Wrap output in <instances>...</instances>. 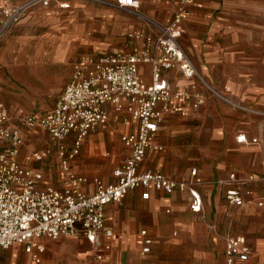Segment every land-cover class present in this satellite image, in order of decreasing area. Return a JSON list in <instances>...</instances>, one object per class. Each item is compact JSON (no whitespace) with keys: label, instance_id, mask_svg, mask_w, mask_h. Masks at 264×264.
<instances>
[{"label":"crops","instance_id":"0c3cea01","mask_svg":"<svg viewBox=\"0 0 264 264\" xmlns=\"http://www.w3.org/2000/svg\"><path fill=\"white\" fill-rule=\"evenodd\" d=\"M22 1L24 0H11L13 4ZM138 1L145 15L164 24L173 21L179 2L178 0ZM239 1L243 2V0ZM249 1H245L246 4L253 9H257L258 5L254 2L251 4ZM77 3L94 5L96 1L70 0V6L65 9L58 8L54 4L36 6L26 12L24 16H28L24 20H27L32 13L41 9L46 13H52L54 10L73 12ZM87 4L85 5L86 9L81 10L83 13L81 16L82 21L79 28L74 27L75 31L80 30L82 36H88L93 31L99 36L107 31L111 25L112 34L120 33L119 14L105 5H101L102 3L97 4V6ZM2 5L3 0H0V6ZM220 5L219 3L217 6H211L209 10L204 11L208 6L198 0V6L189 11V17L186 20L190 19L198 28H210L211 33L208 37H202L190 32L188 39L183 34L179 38V42L208 83L217 85L218 87H216L221 91H225L226 87H230L228 94L235 102L256 111L241 109L217 99L210 91L204 89L197 78L187 79L177 70L163 72L162 76L171 88L203 92L206 100L198 110L189 109L186 115L170 114L163 116L157 131L151 139L154 143L161 145L162 150L148 151L139 165V170L156 169L170 178L191 180L193 178L192 170L197 169L198 176L205 182L196 186L203 199L202 211L194 212L191 209V195L188 191L176 190L174 193L166 194L149 187L147 189L149 197L143 199L141 195L144 189L130 190L120 202L106 205L105 228L111 230L112 234L106 236L101 232L98 235V248L94 249L82 234L58 237L74 238L71 240L72 243L76 240L81 244L87 243L92 249V258L89 261L93 264H227V239L235 236H244L251 249L249 259L242 264L264 263V235L262 234L253 239L254 233L250 230L240 229V231H235L233 227L235 211H243L248 218L261 216L264 219V205L259 206L257 204V199L264 202V181L254 185V194L249 198L251 201L244 206L229 204L214 184L216 179L225 177L232 172L237 174H264V86L239 80L224 79L219 81L214 72V62L226 60V57L214 47L215 30L243 25L242 20H235V16L240 13V10L230 12L233 20H225L217 12ZM198 12H205L207 15L204 16L203 20H199L196 16ZM255 19H257L256 16ZM16 24L0 37V41H2L0 65L6 67L12 76L14 75L12 71L15 66L12 61L4 58V54L8 58L7 36ZM244 25L248 26L246 23ZM125 31L123 34L125 33L126 36H121L117 40L119 44L125 46L123 49H109L96 36L88 38L93 43L88 51L69 59V54H67V48L70 45H68L69 37L71 35V37L76 38L77 35L68 32L66 35L58 37V40L50 45L48 52L36 48L31 54L23 55V61L29 75L36 79L50 76L54 80L53 92L57 96L49 108L32 111L24 110L16 102L6 103L1 98L0 102L4 104L9 114L15 117L46 113L55 105L72 76L74 63L79 58L99 56L115 49L126 54H137L143 47L144 42L141 39L128 37V33H149L151 29L142 26L136 20H130L125 27ZM138 72L145 83L151 82L150 63H139ZM224 75L223 77L226 78ZM104 107L108 113L107 119L83 138L79 153L71 162L73 172L87 178V182L82 185V190L86 194L92 193L94 189L92 182L94 177L99 178L106 184L115 182L112 171L120 166L128 155V147L121 141V136L135 132L137 127L136 122L133 120L124 124L119 119H113L111 104H105ZM194 123L209 125L211 144L205 145L204 150L211 149V155L205 159L201 156L198 159H189L186 162L176 161L178 153H185L190 148L185 144L182 146L176 145V139L178 136L185 134ZM14 124L20 128L24 139V145L19 154L20 162L24 166L34 167L42 172L43 177L40 184L60 187L62 174L56 156L52 155L46 160L35 162L29 155L30 150L51 146L48 135L39 129L25 128L17 122ZM114 132L118 134V141ZM33 134L37 135V140L44 141L45 145L27 150L25 148L27 146L26 141L29 138L28 136ZM241 134L247 136L248 142L240 143L237 141V137ZM253 138H258V142L253 143ZM107 141H110V147L108 148L106 147ZM175 147L178 153H176ZM120 154H123L124 157L119 158L118 155ZM143 229L146 230V236L151 239L150 251L146 254L141 253L144 246V237L140 231ZM38 241L43 246L39 262H35L31 255L25 252L24 246L18 243H14L7 248L9 249L10 260L16 258L19 251L22 250L29 256L32 263L39 264L52 239L41 236ZM98 254L102 256L101 260L97 259Z\"/></svg>","mask_w":264,"mask_h":264},{"label":"built area","instance_id":"2783aa9c","mask_svg":"<svg viewBox=\"0 0 264 264\" xmlns=\"http://www.w3.org/2000/svg\"><path fill=\"white\" fill-rule=\"evenodd\" d=\"M107 4L105 0H91ZM195 0H179L173 21L166 26L153 23L149 33L129 32L128 37L143 40V47L137 54H126L112 50L99 56H83L73 65L72 76L65 85L53 108L42 115L27 114L15 117L9 114L0 102V255L12 244L24 246L35 262L40 261L41 236L57 239L59 236L82 234L98 248V235L112 234L105 228V207L120 202L133 189L142 188V198L147 199V189L166 194L176 190L188 191L191 195L190 207L194 212L203 208L202 195L197 185L205 183L192 170L191 180H177L167 177L156 169L139 170L146 153L162 150V146L151 139L157 131L164 115H186L189 109L198 110L205 102L203 92L189 89H173L162 73L177 70L187 79L197 78L205 90L217 99L250 111L235 102L225 91L211 86L182 48L179 37L185 30L184 23L189 17V6ZM54 4L65 9L70 0H24L13 4L3 0L0 6V37L16 24L26 12L36 6ZM113 6L136 11L138 0H115ZM151 64V82L145 83L139 76L138 64ZM195 87V85H193ZM105 104H111L113 119L124 124L133 120L135 132L123 134L121 141L128 147V155L122 164L112 171L113 183H103L92 179L94 189L86 194L82 185L87 178L73 172L71 162L79 153L83 138L94 131L107 119ZM46 133L51 146L30 151L35 162L54 155L58 159L62 174L60 187L40 184L43 174L34 167L24 166L19 154L24 139L20 128L14 123ZM238 142H248L245 134L237 137ZM253 143L258 138L252 139ZM264 181V174L229 173L218 178L214 184L229 204L244 206L254 194V185ZM263 206V200L257 199ZM144 237L142 254L150 251L151 239L146 230L140 231ZM251 255V249L244 236L229 237L226 244L227 264H242ZM101 260L102 256L97 255Z\"/></svg>","mask_w":264,"mask_h":264},{"label":"rangeland","instance_id":"374dc122","mask_svg":"<svg viewBox=\"0 0 264 264\" xmlns=\"http://www.w3.org/2000/svg\"><path fill=\"white\" fill-rule=\"evenodd\" d=\"M105 1L107 4L97 2L94 5L77 3L73 12L54 10L52 13H46L41 9L32 13L27 20L24 19L28 15L21 18L20 22L12 28V31L7 36L8 40L6 47L9 51L7 52L8 58L6 54H4V58L12 61L15 67L12 71L14 74L12 76L6 67L0 65V98L6 103H19L26 111L47 109L53 104L57 96L53 92L54 80L50 76H43L40 79L31 77L23 61V55L31 54L36 48H41L43 52H48L50 45L58 40V37L66 35L68 32H73L77 35L76 38L71 37V35L69 37L68 45H70L67 48L69 59L88 51L93 45L88 38L96 37L98 34L91 31L88 36H82L80 35V30L75 31L74 28H79L82 21L81 16L83 15L81 10L85 8L86 4L90 6H97V4L105 5L119 14L120 33L112 34V26L110 25L109 29L97 38H100L99 40L103 41L105 43L104 46L109 49H123L125 47L119 44L117 40L121 36H126L123 32L130 20H136L137 23L139 22L146 28L153 23H157L161 26L169 24L160 23L145 15L142 12L141 6H139L136 11L126 10L113 6V0ZM201 1L208 6L204 11L220 3L221 5L218 7L217 12H219V16L224 17L225 20H233L230 12L240 10V13L235 16V20L243 21V25H239L238 27L219 28L215 30L216 38L214 39V47L226 57L224 61L219 60L214 62V72L219 81L224 79L239 80L264 86V0L249 1L251 4L253 2L257 4V9H253L251 6L247 5L245 2L247 0H243V2L239 0ZM235 2L239 3L236 4ZM197 6L198 0H195V2L189 6V10ZM205 15H207L205 12L196 13L199 20H203ZM255 16L257 19H255ZM185 23V30L182 35L184 34L183 36H186L187 39L190 36V32L202 37H208L211 33L210 28H198L190 19L186 20ZM245 23L248 26L244 25ZM1 42L2 41H0V52L2 50ZM223 75L226 78H224ZM210 85L220 90L217 88V85ZM114 134L118 141V134L115 132ZM28 137L26 141L27 146H25L27 150L45 145L44 141L37 140V135L33 134ZM209 143V125L194 123L185 134L177 137L175 142L176 145L182 146L185 144L190 148L185 153H178L175 147L176 153H178L175 160L186 162L189 159H198L201 156H203V159L208 158L211 155V149L208 148L204 150V147L205 145H209ZM106 147H110V141H107ZM118 157L123 158L124 155L120 154ZM207 161H209V159H207ZM233 227L235 231H240V229L250 230V232L254 233L253 239L258 238L262 234L264 235L263 217L256 216V218H248L243 211H235ZM72 239L74 238L62 237L52 239L51 244H49L39 264H93V262L91 263L89 261V259L92 258L91 247L87 243H79L78 240L72 243ZM13 260L11 261L9 258V249L3 251L0 255V264H34L29 256L22 250L19 251L17 257L13 258Z\"/></svg>","mask_w":264,"mask_h":264}]
</instances>
